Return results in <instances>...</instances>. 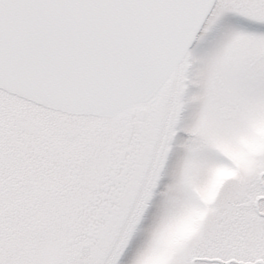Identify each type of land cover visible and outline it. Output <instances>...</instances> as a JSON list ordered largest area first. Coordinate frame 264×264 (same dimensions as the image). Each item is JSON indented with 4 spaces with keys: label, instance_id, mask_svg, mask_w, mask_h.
I'll return each mask as SVG.
<instances>
[{
    "label": "snow or ice",
    "instance_id": "1",
    "mask_svg": "<svg viewBox=\"0 0 264 264\" xmlns=\"http://www.w3.org/2000/svg\"><path fill=\"white\" fill-rule=\"evenodd\" d=\"M0 264H264V0H0Z\"/></svg>",
    "mask_w": 264,
    "mask_h": 264
}]
</instances>
